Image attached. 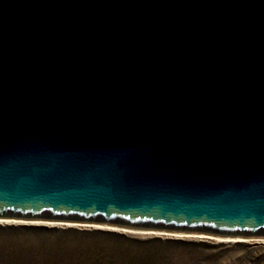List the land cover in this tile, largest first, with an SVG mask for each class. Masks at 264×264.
<instances>
[{
	"label": "water",
	"instance_id": "obj_1",
	"mask_svg": "<svg viewBox=\"0 0 264 264\" xmlns=\"http://www.w3.org/2000/svg\"><path fill=\"white\" fill-rule=\"evenodd\" d=\"M0 220L264 239V0H0Z\"/></svg>",
	"mask_w": 264,
	"mask_h": 264
},
{
	"label": "rangeland",
	"instance_id": "obj_2",
	"mask_svg": "<svg viewBox=\"0 0 264 264\" xmlns=\"http://www.w3.org/2000/svg\"><path fill=\"white\" fill-rule=\"evenodd\" d=\"M0 264H264V243L0 224Z\"/></svg>",
	"mask_w": 264,
	"mask_h": 264
},
{
	"label": "bare ground",
	"instance_id": "obj_3",
	"mask_svg": "<svg viewBox=\"0 0 264 264\" xmlns=\"http://www.w3.org/2000/svg\"><path fill=\"white\" fill-rule=\"evenodd\" d=\"M0 224H30V225H47V226H62V227H80V228H89V229H102L109 231H117L122 233H129L137 236H166V237H175V238H194V239H210L218 242H227V243H237V242H258L264 243V239H238V238H215L205 235H196V234H185V233H168V232H156V231H138V230H128L124 228L106 226V225H97V224H77V223H54V222H24V221H14V220H0Z\"/></svg>",
	"mask_w": 264,
	"mask_h": 264
}]
</instances>
